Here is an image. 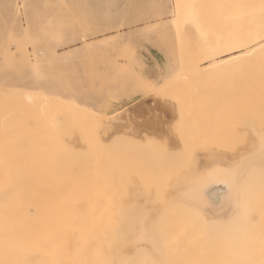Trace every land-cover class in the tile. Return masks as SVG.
<instances>
[{
  "label": "rangeland",
  "instance_id": "374dc122",
  "mask_svg": "<svg viewBox=\"0 0 264 264\" xmlns=\"http://www.w3.org/2000/svg\"><path fill=\"white\" fill-rule=\"evenodd\" d=\"M184 1L180 5L175 0H0V197L5 198L0 199V264H18L12 236L18 229L27 233L30 254L36 256L42 249L36 252L35 246L44 237V218L42 222L35 221L33 209L36 225L42 223V230L39 227L40 232L36 231L32 217L22 213L28 199L23 207L21 199H30L27 190L32 189L28 186L31 184L42 204L45 202L46 193L41 191L47 190L46 173L41 165L46 153H51V161L56 155L64 153L61 158L67 154L64 167L81 170V174L67 177L55 204L64 206L69 227L81 211L94 213L96 230L91 248L105 263L211 264L212 242L223 241L226 234H236L234 228H264V166L257 165L262 147L259 134L264 135V62H256L260 69L249 67L255 61L247 66L236 60L229 67V63L215 69L203 66L205 58L223 44L231 48L236 33H247L264 22L261 14L258 18L251 16L254 11L253 15L260 13L264 1L255 0L258 3L251 6L254 0H239L246 10L237 0V4L223 0L227 6L232 4L229 9L221 0H213L215 7L211 0L206 2L212 7L205 0ZM236 5L241 6V11ZM239 19L244 21L243 26L252 23V27L244 26L249 28L247 32H237ZM150 65H156L155 72L149 71ZM39 104L46 120L38 112ZM144 106L150 112L142 115ZM61 113L70 125L80 129L79 133L73 127L74 132L68 131L74 136L65 134L69 122ZM18 129L38 135L33 139L38 149H27L28 154L34 153L32 162L22 163L20 169L7 164L14 162L10 158L18 152L12 153ZM157 129H164L166 134L157 136ZM42 134L49 138L42 141ZM59 138L75 146L66 148L68 143L64 145L59 140L61 144ZM26 140L20 139L21 144H29L30 140ZM57 145H63L61 151L56 148L58 154L54 149ZM49 156L45 162L51 163ZM204 164L207 170L210 165L220 169L233 166L247 217L243 212L244 215L212 219L184 198L185 188L193 186L201 171H206H200ZM14 168L19 171L16 178ZM26 170L32 174H26ZM7 174L14 180H9ZM27 175L37 178L32 177L34 181L29 183ZM39 180H44L43 184ZM14 181L19 189L11 190ZM58 182L53 180L52 185ZM72 184L79 188L72 189ZM20 187H25L22 191L28 197H20ZM4 192L14 196L10 198ZM15 199L22 203L23 211ZM11 203L17 204L15 208ZM134 212L146 218V240L134 253L127 248L123 252L120 245L125 242L124 236L130 227L135 229L130 219ZM29 238L37 240L35 246L30 245ZM34 256L28 257L32 260ZM40 256L38 263L27 261L44 264Z\"/></svg>",
  "mask_w": 264,
  "mask_h": 264
},
{
  "label": "bare ground",
  "instance_id": "6f19581e",
  "mask_svg": "<svg viewBox=\"0 0 264 264\" xmlns=\"http://www.w3.org/2000/svg\"><path fill=\"white\" fill-rule=\"evenodd\" d=\"M175 1H177V3L178 4H182V3H185V1L183 2L182 0H180V1H182L181 3H180V1H178V0H175ZM194 1V0H193ZM197 2H198V0H196ZM195 1V2H196ZM201 1H204V0H201ZM206 1H210V0H205V3H209V4H207V6L208 5H210L211 3L210 2H206ZM215 1V0H214ZM214 1L213 0H211V2L213 3V5L212 6H214ZM216 1H218V0H216ZM215 1V2H216ZM227 1V0H226ZM225 1V2H226ZM234 2H232V0L230 1V3L232 2V4L233 3H236V1L235 0H233ZM239 0H237V2H238ZM245 1V0H244ZM244 1L242 0V2L244 3ZM247 1V0H246ZM245 1V2H246ZM257 1V0H256ZM255 0L254 1H252V4H251V6L254 4V2H256ZM262 1H264V0H262ZM262 1H260V2H262ZM221 2L224 4L225 2H223V0H221ZM242 2H240L241 3V6H242ZM203 3V2H202ZM201 3V4H202ZM228 4H229V1L227 2ZM239 2H238V4H240ZM251 3V2H250ZM256 3H258V2H256ZM194 4V3H193ZM216 4H218V2L216 3ZM220 5V4H218V5H220V6H224V5ZM232 4H229V6L230 5H232ZM237 4V3H236ZM210 5V6H211ZM225 5H226V3H225ZM244 5V4H243ZM246 5H247V7L248 6H250L249 4H247L246 3ZM260 5V4H259ZM175 6V5H174ZM206 6V5H205ZM211 6V7H212ZM217 6V5H216ZM227 6V5H226ZM229 6H227L226 7V9H229ZM234 6V5H233ZM240 5H239V7L236 5V7H238L239 9H240V11H241V8H243L244 6H242L241 7ZM215 7V6H214ZM241 7V8H240ZM256 7H258V4H257V6ZM180 7L178 6V9H179ZM218 8V7H217ZM224 8V7H223ZM234 8H235V6H234ZM249 9L251 8V7H248ZM181 9V8H180ZM180 9H179V12H181V11H183V10H181L180 11ZM220 9V8H219ZM232 9H233V7H232ZM237 9V8H236ZM245 8H243V10H244ZM257 9H259V8H257ZM218 10V9H217ZM222 10V9H221ZM224 10H225V8H224ZM235 10V9H234ZM242 10V11H243ZM246 10V9H245ZM251 10H252V8H251ZM216 11V10H215ZM233 11V10H232ZM226 12V11H225ZM229 12V11H228ZM239 12V11H238ZM255 12H257V11H254V12H252V14H251V11H250V14H251V16H256V18H258L259 16H260V14H261V16H260V18H262V16L264 17V7L261 9V11H260V13H257V14H254L253 15V13H255ZM182 13V12H181ZM216 13H218V11L216 12ZM227 13V12H226ZM248 13H249V10H248ZM204 14V13H203ZM243 14V13H242ZM244 15V14H243ZM205 16V15H204ZM237 16H238V14H237ZM240 16V15H239ZM258 16V17H257ZM179 17H181V16H179ZM253 17V18H254ZM177 18V17H176ZM238 18V17H237ZM236 17H235V19H237ZM177 19H179V18H177ZM202 19H204V18H202ZM214 20V19H213ZM220 20V19H219ZM234 20V19H233ZM241 22H242V20L241 19H239ZM254 20V19H253ZM252 20V21H253ZM257 20V19H256ZM204 21H205V19H204ZM235 21V20H234ZM237 21V20H236ZM235 21V22H236ZM255 21V20H254ZM259 21V20H258ZM239 22V21H238ZM241 22H239V28L237 29L238 31L237 32H239V29H240V32L242 31L243 32V30H245V32H247L248 31V29L249 28H251L252 26H251V24H250V26L248 25V23H247V26H249V28L247 29V28H245V27H247V26H243V22L241 23ZM246 22V21H245ZM236 25H238V23L236 24ZM242 25V26H241ZM240 26H241V28H240ZM229 27V26H228ZM244 27V28H243ZM223 30V29H222ZM229 30V29H228ZM222 34V33H221ZM236 34H238V35H235V36H233L232 38H234V43H232L231 45H232V47L231 48H227L226 47V45L225 44H223L221 47H220V49L218 50V51H215V52H213V53H211L208 57H206L205 58V63L203 64V63H201V64H203V66H204V68H210V69H215L216 67L218 68L219 66H222V65H224V64H226V63H229L227 66L229 67V65H233V64H230V62H232L233 60H234V62H235V60L236 61H238V62H240V64L242 63H244V64H248V65H250V63L249 62H252L253 63V61H255L254 62V64H252V66L254 65L255 67H252V66H249L250 68H253V69H257V67L256 66H258V62H259V64H262L263 62H264V22L263 23H258L255 27H253V29H249V31L247 32V33H243V34H241V35H239V33H236ZM232 38H229V39H232ZM210 42V41H209ZM213 42H214V40H213ZM193 46H194V44H193ZM193 46H191V47H193ZM194 50H196V49H194ZM197 53H198V51H196ZM195 52V53H196ZM202 53V52H201ZM200 56H202V54H199ZM199 56V57H200ZM198 57V58H199ZM194 58V57H193ZM257 62V63H256ZM237 62H235V64H236ZM255 63L257 64V65H255ZM247 64H246V66H247ZM198 65V64H197ZM199 65H200V63H199ZM198 65V66H199ZM237 65H239V63L237 64ZM226 66V67H227ZM243 66V65H242ZM260 66V65H259ZM258 66V67H259ZM263 66H264V64H263ZM231 67V66H230ZM245 67V66H244ZM220 68H223V66L222 67H220ZM237 68V67H236ZM241 68H243V67H241ZM260 68H262V67H259V69ZM200 69V68H199ZM240 69V68H239ZM201 71V70H200ZM199 71V72H200ZM203 71V70H202ZM253 71V70H252ZM255 71H257V70H255ZM259 72H260V70H258ZM204 72H205V69H204ZM203 72V73H204ZM238 72V71H237ZM258 72V73H259ZM262 73V72H261ZM263 73H264V71H263ZM202 74V73H201ZM205 74V73H204ZM251 73H249V75H250ZM194 75V74H193ZM197 75H200V73L199 74H197ZM238 75H240V74H238ZM28 98H29V100H30V97L28 96H26V100H28ZM28 100V101H29ZM31 101V100H30ZM29 101V102H30ZM43 104V103H42ZM40 105V104H39ZM41 106V105H40ZM40 106L38 107V109L40 108ZM42 107L43 106H41V110L40 111H38V112H40L41 113V116L44 114V113H42L43 111H42ZM25 108V107H24ZM42 111V112H41ZM53 111V110H52ZM52 111H51V113H52ZM20 113H22V112H20ZM27 113V112H26ZM25 113V114H26ZM167 113H172V110L170 109H167ZM23 114H24V112H23ZM29 114V113H28ZM61 114H64V113H61ZM68 115H69V113H67ZM66 114V115H67ZM7 115V114H6ZM45 115V114H44ZM42 116L43 118H44V120H46V117L45 116ZM26 116V115H25ZM58 116V118H59V115H57ZM56 116V117H57ZM63 117L65 116V114L64 115H62ZM55 117V118H56ZM69 117V116H68ZM15 118V117H14ZM17 118V117H16ZM24 118V117H23ZM48 118V117H47ZM55 118H54V121H55ZM67 118V117H66ZM65 117H64V120L66 119ZM4 119V118H3ZM2 119V120H3ZM17 119H19V118H17ZM16 119V120H17ZM22 119V118H21ZM20 120V119H19ZM49 120V119H48ZM67 120V123L69 122V125L67 126V124L65 125L66 126V128H67V131L68 130H72V132H74L75 130H76V134L77 133H79L78 131L80 130L79 128H77L76 126H72V125H70L71 123H70V121H68V119H66ZM14 121V120H13ZM21 121L22 120H20L19 121V123L21 124ZM60 121V120H59ZM58 121V122H59ZM25 122H28V121H25ZM47 122V121H46ZM57 122V121H56ZM58 122H57V124H58ZM11 123V122H10ZM13 123V122H12ZM48 123V122H47ZM14 124V123H13ZM28 123H26V125H27ZM60 124H61V122H60ZM59 124V125H60ZM62 124H63V122H62ZM74 124V123H73ZM79 124V123H78ZM1 125V124H0ZM12 125V124H11ZM11 125H10V127H11ZM51 125H52V127H53V124L51 123ZM3 126V125H2ZM22 127H23V123H22V125H21ZM58 126V125H57ZM70 126V127H69ZM72 126V127H71ZM128 126V125H127ZM1 127V126H0ZM4 127V126H3ZM56 127V125H54V128ZM68 127L69 128H71V129H68ZM73 127L75 128L74 129V131H73ZM125 127V126H124ZM12 128V127H11ZM21 128V127H20ZM60 128H62V127H60ZM59 128V129H60ZM63 128H64V126H63ZM66 128H65V130H66ZM56 129H58L57 127H56ZM56 129H53L54 131L56 130ZM19 130V129H18ZM52 130V131H53ZM64 130V131H65ZM9 132H10V130H8ZM20 132H18V131H16L15 133V135H14V142H13V148L15 149H13V152L12 153H14L15 151L18 153H14V155L16 156H13V157H11L10 159H13V161L14 162H10V163H8L7 162V164H13V166L15 167V166H19V169H20V166H22L23 164H25V165H27L26 164V162H28V160H29V162L31 163L32 161H30V160H32L33 158H31L32 157V154H34V153H31V154H28L29 152H33L34 150H37L38 148H37V143L38 142H35V143H33V139L35 138L36 139V137H38V135L37 134H30L29 132H27V131H22V130H19ZM43 131V130H42ZM50 131V130H49ZM58 131V130H57ZM57 131H55L56 133H57ZM62 131H63V129H62ZM63 131V133L62 134H64L65 132ZM66 131V132H67ZM70 131H68L67 133H65V134H67V136L69 135V136H74V135H72V134H74V133H71V135L69 134L70 133ZM34 132V131H33ZM44 132V131H43ZM55 132L53 133V132H51V133H53V134H55ZM82 132V131H81ZM59 134V137L60 138H62V136H60V133H58ZM75 134V135H76ZM81 135H82V133H80ZM80 134H78L79 136H80ZM1 135V134H0ZM9 135V134H8ZM10 135H11V133H10ZM10 135H9V137H10ZM77 135V136H78ZM87 135V134H86ZM18 136V138H19V140H18V138H16ZM54 136V135H53ZM52 136V137H53ZM65 136V135H64ZM66 136V137H67ZM78 136V138H80ZM84 135H82L81 136V138L83 137ZM259 136H261L262 138H261V140H262V147H261V151H260V154H259V157H258V160H257V165L258 166H264V135H261V134H259ZM1 137V136H0ZM51 137V138H52ZM55 137H57V135L55 136ZM76 137V136H75ZM6 138V137H5ZM16 138V139H15ZM46 138H49L48 137V134H42L41 136H40V139L42 140V141H45V139ZM58 139V141L59 140H61V139ZM68 138V137H67ZM93 138V137H92ZM20 139H21V141L23 142L24 140H26V139H28V140H26V141H29L30 140V142H29V144H27L26 146L25 145H23V144H21L22 142L20 141ZM24 139V140H23ZM52 139H54V138H52ZM72 140V139H71ZM78 140V139H77ZM81 140H83L82 142L84 143L85 142V138L83 139H81ZM5 141V140H4ZM7 141V140H6ZM17 143H16V142ZM20 141V143H18ZM54 141V140H53ZM57 140H56V143L58 142ZM65 140H61V142H63V144L65 145L66 144V142H64ZM2 142V141H1ZM0 142V143H1ZM32 142V143H31ZM60 142V141H59ZM60 142V143H61ZM71 142V141H70ZM81 141H80V143H82ZM87 142V141H86ZM68 144H70L69 142H67ZM8 144V143H7ZM21 144V145H20ZM40 144V143H39ZM46 144V143H45ZM50 144V143H49ZM58 145H59V143H57ZM62 144V143H61ZM68 144H66L67 146H66V148L68 147V146H70L71 147V145L72 144H70V145H68ZM40 145H42L43 146V144L41 143ZM54 145V144H53ZM58 145L57 146H55V150H56V148H59L58 147ZM86 145V147H90V145H87V144H85ZM8 146V145H7ZM17 146H18V148H17ZM21 146V147H20ZM24 146V147H23ZM32 146V147H31ZM52 145H50L49 147H51ZM75 145H72V147H74ZM92 146V145H91ZM6 147V146H5ZM11 147V146H10ZM27 147V148H26ZM29 147H31V148H29ZM33 147H36V148H33ZM63 147V145L61 146V148ZM82 147V146H81ZM85 147V146H84ZM22 148H26L25 150L23 149V151H22ZM33 148V149H32ZM61 148H59V151H61ZM3 149V148H2ZM6 148H4V150H5ZM19 149H20V151H19ZM27 149H29V152L27 153ZM64 149V148H63ZM62 149V151H64ZM78 149V148H77ZM7 150V149H6ZM80 150H83V149H81L80 148ZM2 151V150H1ZM21 151H22V153H21ZM26 152V154H25V152ZM9 152H10V150H9ZM20 152V153H19ZM37 152V151H36ZM48 152V151H47ZM56 153L58 152L57 150L55 151ZM4 153V152H3ZM11 153V154H12ZM60 153V152H59ZM62 153V152H61ZM19 154H21V155H19ZM49 154V153H48ZM47 153L45 154L46 156V158L44 159V163H43V165H41V166H44V169H45V188H47V190L45 191V190H43L41 187V189L43 190V191H41L42 193L43 192H45L46 193V196H45V202L42 204V201L38 198V194L36 195L34 192H33V190L32 189H34V187L33 186H31V184L30 185H28V186H30V187H32V189H28L27 191H25V192H27V195H29L30 196V199H29V197L26 195V193H25V195H26V197H28V198H24L25 197V195L23 194L24 193V191H22V190H25L24 188L27 186H25V185H23V186H25V187H20V188H22L20 191H22V193H20V194H22L23 196H20L21 198H24V199H21V202L23 203H21V202H18V201H16V199H15V201L16 202H18L17 204H18V209H20L21 208V204H22V207L24 206V203H25V201H27V199H28V203L25 205V209H24V212H22L23 214H25V215H27V217L29 216V218H31L32 220H33V222L32 223H34V225H35V227H34V229H36V228H38V229H36V231H38L39 230V227L40 226H42L40 223H39V225L40 226H38V224L36 225V223H35V221H40V219L42 220V217L44 218V222H45V224H44V226H43V228H44V237L43 236H41V234L42 233H38V232H35V233H38L39 234V236L40 237H43V238H41V239H43V241L40 239V241H41V244H38L37 245V248H36V246H35V244H34V242L35 241H37V240H35L34 241V239H33V241L31 240V238H29V241L31 242V244L30 245H33L34 244V246H35V250L37 249V250H39V248L41 249V250H43L44 249V251H41L40 250V252H38L37 250H36V252H38V254L40 253L41 254V256H40V254L38 255V254H36V256H34V255H32V254H30V251H29V242H28V239H27V236H26V234L27 233H25L23 230H20V229H18L17 230V232L15 233V235H12V236H14L15 238H14V245H15V249H16V252H15V259L14 260H16V262L18 263V264H29V262L27 261V258L29 259V261H33V263H34V261L35 260H37L36 262L38 263V256H40L43 260H44V264H112V263H110V262H107V263H105V261H104V259H101L100 257H98V256H96L95 254H94V252L92 251V248H91V246H93V244H94V239H95V236H94V232H95V230H96V226H95V224H94V217H93V215H94V213H92V211H87V210H85V211H81L80 212V216L78 217V219H77V221L75 222V221H73V225L72 226H70L69 227V224H66V222H65V219H64V206L63 205H57V204H55L56 202H58V198H59V196H58V190L60 189V188H62V184L64 185V182H66L67 181V179L69 178V177H75V176H77V175H79V174H81V172H78V171H81V170H76V169H67V168H65L64 167V163L63 162H65L64 161V157L67 155V154H65L64 155V157L62 156L61 158H63L62 160H61V158H60V156L61 155H63L64 153H62L61 155H56V156H54V158H55V161H51L50 159H51V153L48 155ZM58 154V153H57ZM84 154V153H83ZM24 157H23V156ZM42 155V154H41ZM52 155H54V153H52ZM21 156V157H20ZM28 156V157H27ZM48 156H49V160H50V162L51 163H48L49 161H46L45 162V160H48ZM70 156V155H69ZM82 156V155H81ZM2 157V156H1ZM35 157V156H34ZM39 157V156H38ZM8 158V157H7ZM20 158V163H19V161H17L18 159ZM26 158V159H25ZM31 158V159H30ZM42 158V157H41ZM53 158V157H52ZM56 158H60V159H57V161H56ZM4 159H6V158H4ZM15 159H16V161H15ZM22 159H24V161H25V163H24V161H22ZM1 160V159H0ZM43 160V159H42ZM59 160H61V162L59 163ZM40 161V160H39ZM17 162V163H16ZM54 162H56V164L54 165L53 163ZM58 162V163H57ZM1 163H3V162H1ZM23 163V164H22ZM29 163V164H30ZM22 164V165H21ZM58 164H60V165H58ZM38 165H40V163H38ZM6 166V165H5ZM4 166V167H5ZM33 166H34V164H33ZM61 166L62 167H64V168H61ZM31 167V166H30ZM36 167V166H35ZM39 167V166H38ZM54 167V168H53ZM9 167H7V169H8ZM13 168V167H12ZM17 168V167H16ZM16 168H14V172L16 171V176H15V174H14V178H16L18 175H17V172H19L18 171V169H16ZM26 168V167H25ZM34 168V167H33ZM210 170H207L208 169V165L207 164H204L203 166H202V168L200 169V171L201 170H204V169H206V171L205 172H203V171H201V173L198 175V179H197V181H196V183L193 185V186H189L188 188H185V190H184V198H186L191 204H193V205H195V206H199V207H201L202 208V210H204L206 213H208V214H210V217L212 218V219H217V218H221V217H224V216H226V217H228V216H230V215H232V214H237V215H244L243 214V212L245 211V210H242L243 209V206H245V204L243 203V198L240 196V188H239V186H238V181L236 180V175H234V173H233V166H229V165H227L226 167H223L222 169H220V168H216V167H214V165H210ZM1 169H3L2 167H1ZM29 169V168H28ZM11 170V169H10ZM29 170H31V169H29ZM34 170H35V168H34ZM38 170H39V168H38ZM22 170H20V172H21ZM42 171V170H41ZM63 171V172H62ZM1 172V171H0ZM23 172V171H22ZM28 173H31L30 171H28V170H26V174H28ZM33 173H34V171H33ZM26 174H24L25 176H26ZM32 174V173H31ZM38 174V173H37ZM37 174H35V175H37ZM40 174V173H39ZM75 174H77V175H75ZM1 175H3V173L1 174ZM30 175V174H29ZM7 178L10 180V177L11 176H13V175H8L7 174ZM20 176V175H19ZM38 176V175H37ZM39 176H42V175H39ZM30 177V176H29ZM28 175H27V177H26V181H30L31 179H32V177H34L33 175L30 177V179L28 180ZM43 177V176H42ZM68 177V178H67ZM1 178H2V176H1ZM6 178V177H5ZM12 179L11 180H14L13 179V177H11ZM21 178H22V176H21ZM35 179L37 178V177H34ZM40 178V177H39ZM18 179V178H17ZM16 179V180H17ZM19 179H20V177H19ZM23 179V178H22ZM22 179H20V180H22ZM41 179V178H40ZM9 180H8V182H9ZM15 180V181H16ZM53 180H59V184H57V185H55V186H53L52 185V181ZM1 181V180H0ZM15 181L10 185V186H12L11 188H10V186H8V189L10 188L11 190H16L18 187V185H16L15 186ZM25 181V182H26ZM32 181H34L33 179H32ZM37 181V180H36ZM35 181V182H36ZM40 181V180H39ZM19 182L20 181H16V184L18 183L19 184ZM22 182H24V180H22ZM21 182V183H22ZM42 184H43V182H44V180H43V182L42 181H40ZM27 183V182H26ZM30 183V182H29ZM32 183V182H31ZM13 184H14V186L16 187V188H14V186H13ZM38 184H39V182H38ZM42 184L40 185V186H42ZM9 185V184H8ZM0 186H1V184H0ZM4 186H6V184L4 185ZM43 187V186H42ZM72 189H78L79 188V186L78 185H74V184H72L71 186H70ZM3 189V188H2ZM5 189V188H4ZM7 189V190H8ZM9 189V191L10 192H14V191H11ZM19 189V188H18ZM6 190V191H7ZM3 191V190H2ZM1 191V192H2ZM35 191V190H34ZM1 192H0V194H1ZM9 192V193H10ZM15 192H17V191H15ZM36 192V191H35ZM5 193V192H4ZM9 193H5V194H9ZM42 193H40V196H41V194ZM12 195H13V193H11ZM11 194H9V196H11ZM17 194V193H16ZM6 196V195H5ZM14 196V195H13ZM19 196V194H17V197ZM2 197V198H1ZM1 197H0V199H5V198H3L4 196L3 195H1ZM16 197V196H15ZM7 198H9V197H7ZM10 198H12V196L10 197ZM9 198V199H10ZM14 199V198H13ZM7 201H8V199H6ZM17 200H20V199H17ZM25 200V201H24ZM185 200V199H184ZM10 201V200H9ZM0 202H2V201H0ZM21 203V204H20ZM246 203V202H245ZM11 204H13V206H14V208H15V205L14 204H16V203H11ZM16 204V205H17ZM20 204V205H19ZM2 205V204H1ZM7 205H9V204H6L5 206H7ZM253 206V205H252ZM10 207V206H9ZM17 207H16V209H17ZM7 208V207H6ZM12 208V207H11ZM9 209V208H8ZM16 209H14V210H16ZM23 209L21 208V210L23 211ZM33 209H35V221H34V219H33V216L32 215H34V213L32 214V211H33ZM248 209V212H249V208H247ZM258 209V208H257ZM13 211V210H12ZM250 211H252V210H250ZM259 211V210H258ZM262 211V210H261ZM15 212H17V211H15ZM241 212H242V214H241ZM0 213H2V212H0ZM245 214H246V217H247V213L246 212H244ZM250 213V212H249ZM248 213V214H249ZM260 213H262V212H260ZM264 213V212H263ZM15 215V214H14ZM22 215V214H21ZM249 215H251V214H249ZM252 215H253V213H252ZM257 215H258V212H257ZM260 216V215H259ZM258 216V217H259ZM21 217V216H20ZM26 217V216H25ZM14 218H16V216H14ZM22 219V218H21ZM28 219V218H27ZM27 219H25V220H27ZM31 219H29V220H31ZM130 219L133 221V226L135 227V229H132V227H130V229L128 230V232L129 233H127L125 236H124V240H125V242L122 244V245H120V247L121 248H123L122 249V251L123 252H125V250H126V248H127V251H128V249H130V251L131 252H133L134 253V251H137V249H138V247H140V245L146 240V232L144 231V224H145V217H144V215L143 214H141L140 212L139 213H137V212H134V213H132V214H130ZM18 221H20L19 219H17ZM16 220V221H17ZM11 221V220H10ZM28 221V220H27ZM26 221V223H29V222H27ZM253 221V220H252ZM252 221H251V223H252ZM3 222V221H2ZM12 222V221H11ZM21 222H22V220H21ZM30 222V223H31ZM40 222H42V221H40ZM258 222H260V219H259V221ZM26 223H25V225H22L23 227H25L26 226ZM254 224V226H255V224L257 225L258 223H256V222H254L253 223ZM12 225V224H11ZM28 226H30V225H27V227ZM38 226V227H37ZM258 226V225H257ZM260 226V225H259ZM264 226V225H263ZM20 227H21V225H20ZM31 227H33V226H31ZM29 228V227H28ZM41 228V227H40ZM250 228V227H249ZM260 228H262V227H258V228H251V229H244V228H234V231H235V233L236 234H233V235H230V234H226V236H224L223 237V241H216V242H212L211 244H210V246H209V258H210V263L211 264H264V228L263 229H260ZM27 229V228H26ZM31 230H32V228H30ZM27 230H29V229H27ZM41 230H42V228H41ZM0 231H2V229H0ZM34 231V230H33ZM130 231H131V234H130ZM258 231H261V232H263L262 233V235L260 234V233H258ZM31 232V231H30ZM39 232H40V230H39ZM255 232L257 233V235L255 234ZM34 234V233H33ZM37 234V235H38ZM255 234V235H254ZM260 234V235H259ZM228 235V236H227ZM35 236V235H34ZM28 237H30V234H29V236ZM33 237V236H32ZM37 239V238H36ZM38 239V240H39ZM40 245V246H39ZM43 245H44V248H43ZM33 246H31L30 247V249L32 248ZM32 250H34V249H32ZM31 252H33V251H31ZM35 252V251H34ZM33 252V253H34ZM35 254V253H34ZM44 254V256H42ZM124 254V253H123ZM26 255H27V257H26ZM29 255H31V257L32 256H34V257H36V258H34L33 257V259L31 260V258H29L28 256ZM24 257H26V258H24ZM14 262V261H13ZM42 262V261H41ZM40 262V263H41ZM15 263V262H14ZM32 262H31V264H33ZM16 264V263H15ZM42 264V263H41Z\"/></svg>",
  "mask_w": 264,
  "mask_h": 264
},
{
  "label": "crops",
  "instance_id": "0c3cea01",
  "mask_svg": "<svg viewBox=\"0 0 264 264\" xmlns=\"http://www.w3.org/2000/svg\"><path fill=\"white\" fill-rule=\"evenodd\" d=\"M149 71H156V65H150L149 66ZM160 105V104H159ZM149 106V105H148ZM160 106H164V105H160ZM148 112H150V109L149 108H146L145 106L142 108V115L144 114V113H148ZM152 129H154V128H152ZM151 130V129H150ZM153 131V130H152ZM156 131V135L157 136H159V137H163L165 134H166V132H165V130L164 129H157V130H155Z\"/></svg>",
  "mask_w": 264,
  "mask_h": 264
}]
</instances>
